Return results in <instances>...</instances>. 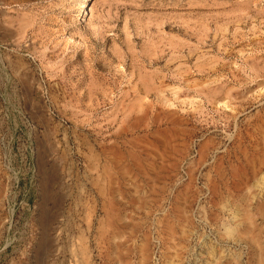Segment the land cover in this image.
I'll return each mask as SVG.
<instances>
[{
	"label": "rangeland",
	"instance_id": "374dc122",
	"mask_svg": "<svg viewBox=\"0 0 264 264\" xmlns=\"http://www.w3.org/2000/svg\"><path fill=\"white\" fill-rule=\"evenodd\" d=\"M84 1L0 0V264H264V0Z\"/></svg>",
	"mask_w": 264,
	"mask_h": 264
},
{
	"label": "built area",
	"instance_id": "2783aa9c",
	"mask_svg": "<svg viewBox=\"0 0 264 264\" xmlns=\"http://www.w3.org/2000/svg\"><path fill=\"white\" fill-rule=\"evenodd\" d=\"M33 147H20L16 140H6L0 134V176L2 184V206L6 221L11 220L18 209L30 210L29 203L35 168L32 161ZM8 213V217H7Z\"/></svg>",
	"mask_w": 264,
	"mask_h": 264
},
{
	"label": "bare ground",
	"instance_id": "6f19581e",
	"mask_svg": "<svg viewBox=\"0 0 264 264\" xmlns=\"http://www.w3.org/2000/svg\"><path fill=\"white\" fill-rule=\"evenodd\" d=\"M80 3V2H79ZM81 7V9L83 8V9H87L86 8V6H85V1L83 0V2H82V5L80 6ZM175 122V121H174ZM174 127V126H173ZM253 158V157H252ZM249 162V161H248ZM247 162V163H248ZM250 163V162H249ZM247 167V166H246ZM253 167H255V166H253ZM154 169V168H153ZM251 169V168H250ZM239 173V172H238ZM244 176V175H243ZM240 177V176H239ZM241 185V184H240ZM242 185H243V183H242ZM107 237V236H106Z\"/></svg>",
	"mask_w": 264,
	"mask_h": 264
},
{
	"label": "crops",
	"instance_id": "0c3cea01",
	"mask_svg": "<svg viewBox=\"0 0 264 264\" xmlns=\"http://www.w3.org/2000/svg\"><path fill=\"white\" fill-rule=\"evenodd\" d=\"M1 194H2V184H1V176H0V196H1ZM1 199H0V205H2V203H1Z\"/></svg>",
	"mask_w": 264,
	"mask_h": 264
}]
</instances>
